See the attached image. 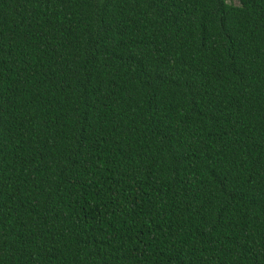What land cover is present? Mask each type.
I'll list each match as a JSON object with an SVG mask.
<instances>
[{
    "label": "trees",
    "instance_id": "1",
    "mask_svg": "<svg viewBox=\"0 0 264 264\" xmlns=\"http://www.w3.org/2000/svg\"><path fill=\"white\" fill-rule=\"evenodd\" d=\"M0 0V264H264V0Z\"/></svg>",
    "mask_w": 264,
    "mask_h": 264
},
{
    "label": "rangeland",
    "instance_id": "2",
    "mask_svg": "<svg viewBox=\"0 0 264 264\" xmlns=\"http://www.w3.org/2000/svg\"><path fill=\"white\" fill-rule=\"evenodd\" d=\"M230 2H231L232 4H235V5L238 4V1H237V0H230Z\"/></svg>",
    "mask_w": 264,
    "mask_h": 264
}]
</instances>
